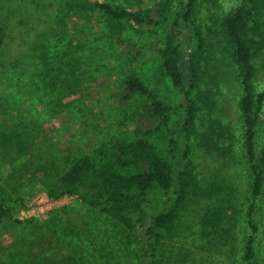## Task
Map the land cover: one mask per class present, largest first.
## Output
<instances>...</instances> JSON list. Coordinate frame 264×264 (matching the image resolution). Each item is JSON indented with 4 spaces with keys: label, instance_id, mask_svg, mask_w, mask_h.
I'll return each instance as SVG.
<instances>
[{
    "label": "rangeland",
    "instance_id": "374dc122",
    "mask_svg": "<svg viewBox=\"0 0 264 264\" xmlns=\"http://www.w3.org/2000/svg\"><path fill=\"white\" fill-rule=\"evenodd\" d=\"M159 1L117 0L135 10ZM66 2L0 0V21L7 34L0 50V133L6 125H17L24 138L16 148L0 152L3 194L15 217L23 221L0 226V260L11 264H101L103 260L106 264L114 253L119 260L115 264H135L123 241L124 228L91 206L86 193L43 202L47 189L35 176L33 165L73 159L105 141L129 135L135 129L134 118L128 116L131 106L119 98L122 80L131 70L158 87L168 101H175V91L158 69L163 27L113 21L99 10L75 21ZM243 2L218 0L197 13L207 41L199 81L205 98H199L195 131L189 140L199 196L183 210L179 232L163 244L164 253H175L173 264H244V246L252 232L249 218L257 225L253 233L256 261L264 264V183L254 199L253 174L243 150L242 71L220 33L223 16ZM75 37L87 41L83 51L68 45ZM262 61L260 57L255 91L264 90ZM59 67L75 72L77 79L55 86L48 75ZM49 100L54 104H46ZM262 113L256 137L258 155L264 146ZM151 139L168 156L163 135L157 133ZM199 190L209 194L203 196ZM154 192L149 209L159 210L163 195ZM83 241L88 245L86 252Z\"/></svg>",
    "mask_w": 264,
    "mask_h": 264
},
{
    "label": "trees",
    "instance_id": "16d2710c",
    "mask_svg": "<svg viewBox=\"0 0 264 264\" xmlns=\"http://www.w3.org/2000/svg\"><path fill=\"white\" fill-rule=\"evenodd\" d=\"M217 1L161 0L145 10L132 9L117 0L66 2L68 13L75 21L90 18L95 10H99L113 21L163 27L158 69L160 76L166 78L175 91V101H168L158 87L131 70L122 80L119 98L123 105L131 106L128 116L134 118L135 129L129 135L105 141L96 150L73 159L66 157L60 163L33 165L35 176L43 181L51 197L57 199L65 194L86 193L85 199L91 206L114 217L124 228L123 241L130 247L135 264H173L177 260L175 253L169 256L164 253L163 244L179 232L183 210L199 196L197 177L189 159V140L195 131L199 98H205L199 81L202 80V62L206 58L203 51L207 41L204 29L197 21V13ZM4 27L0 21V50L7 35ZM220 33L231 46L242 71L243 94L239 104L244 125L243 150L253 174L252 197L257 199L264 183V146L260 155L256 150L259 116L264 112V90L255 91L253 82L260 57H263L261 66L264 69V0H245L239 4L223 16ZM71 40L68 45L82 51L87 45V41L76 37ZM53 72L54 75H48V81H55V86H63L65 79H77L75 72H67L64 68L59 67ZM51 102L54 104L52 100L46 104L51 105ZM18 128L17 125H6L1 130L0 152L24 142ZM157 133L167 140L168 156H163L151 139ZM156 190L162 192V206L159 210H150L149 201ZM4 191L0 184V226L7 221L23 223L15 217ZM199 192L203 196L209 194L206 190ZM253 210L254 203H251L249 212ZM249 224L252 232L247 236L243 260L244 264H257L253 234L257 225L250 218ZM86 243L82 242L84 252L88 247ZM112 254L114 257L109 256L111 260L105 261L106 264L119 262L117 254ZM0 264L11 263L1 259Z\"/></svg>",
    "mask_w": 264,
    "mask_h": 264
},
{
    "label": "built area",
    "instance_id": "2783aa9c",
    "mask_svg": "<svg viewBox=\"0 0 264 264\" xmlns=\"http://www.w3.org/2000/svg\"><path fill=\"white\" fill-rule=\"evenodd\" d=\"M45 195H44V201L43 202H51V203H56L57 201H58V199H56V198H53V197H51L50 195H48V193H44ZM25 210H23L22 212H24ZM32 211L34 212V209H32ZM21 212V213H22Z\"/></svg>",
    "mask_w": 264,
    "mask_h": 264
}]
</instances>
